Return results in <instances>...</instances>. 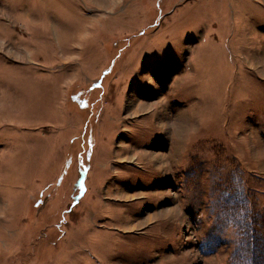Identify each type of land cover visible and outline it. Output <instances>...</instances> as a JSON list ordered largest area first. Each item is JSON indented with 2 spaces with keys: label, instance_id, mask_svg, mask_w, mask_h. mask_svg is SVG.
Returning <instances> with one entry per match:
<instances>
[{
  "label": "rangeland",
  "instance_id": "1",
  "mask_svg": "<svg viewBox=\"0 0 264 264\" xmlns=\"http://www.w3.org/2000/svg\"><path fill=\"white\" fill-rule=\"evenodd\" d=\"M109 3L0 0V264H264V0Z\"/></svg>",
  "mask_w": 264,
  "mask_h": 264
},
{
  "label": "crops",
  "instance_id": "2",
  "mask_svg": "<svg viewBox=\"0 0 264 264\" xmlns=\"http://www.w3.org/2000/svg\"><path fill=\"white\" fill-rule=\"evenodd\" d=\"M247 50L243 52L242 56L247 59L248 69L257 72V75L261 78L260 80H264V39H249ZM241 46V42H238ZM254 53H258L255 55ZM203 261V262H201ZM204 263V260L201 258L198 260L197 264Z\"/></svg>",
  "mask_w": 264,
  "mask_h": 264
},
{
  "label": "bare ground",
  "instance_id": "3",
  "mask_svg": "<svg viewBox=\"0 0 264 264\" xmlns=\"http://www.w3.org/2000/svg\"><path fill=\"white\" fill-rule=\"evenodd\" d=\"M95 4H96V6L97 7H99V8H103V7H105V4H107L106 6H107V8L109 7V5H110V1L111 0H92ZM104 9V8H103ZM11 53L12 54H16L17 52H16V50L15 49H11Z\"/></svg>",
  "mask_w": 264,
  "mask_h": 264
}]
</instances>
